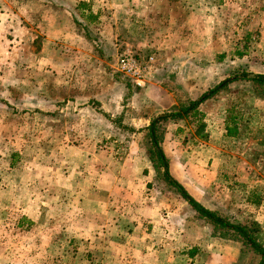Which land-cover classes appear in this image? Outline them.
Returning a JSON list of instances; mask_svg holds the SVG:
<instances>
[{
	"label": "rangeland",
	"instance_id": "1",
	"mask_svg": "<svg viewBox=\"0 0 264 264\" xmlns=\"http://www.w3.org/2000/svg\"><path fill=\"white\" fill-rule=\"evenodd\" d=\"M201 4L210 52L199 67H187L183 74L175 65L163 67L162 79L149 92L116 70L124 45L137 51L138 46L113 38L111 29L105 34L111 43L102 51L107 59L98 67L60 63L53 69L41 59L42 35L28 41L19 34L23 65L0 79V264L259 263L261 257L242 240L221 235L199 217L164 170L156 168L147 127L132 125L137 93H176L184 106L190 101L185 93H204L225 81L210 98L216 101L209 102L207 113L200 109L203 128L189 116L162 121L159 144L170 174L192 197L234 222L257 227L264 240V86L239 78L246 72L264 74L256 72L264 65L258 52L264 50V0ZM78 13L77 27L99 50V30L85 26ZM70 51L62 50L60 60L82 59V53L73 52L74 57ZM138 52L141 58L149 55ZM193 70L207 74L199 77L202 88L192 82ZM216 70L225 78L211 83L209 74ZM84 92L123 93V114L105 115L98 101L75 110L72 104L66 108L67 99L51 105L37 97ZM180 119L183 126L174 125ZM130 154L149 179L147 193H108L109 180L94 184L104 163L117 169L112 161ZM147 201L156 203L157 224L141 216L148 213L143 210Z\"/></svg>",
	"mask_w": 264,
	"mask_h": 264
},
{
	"label": "crops",
	"instance_id": "2",
	"mask_svg": "<svg viewBox=\"0 0 264 264\" xmlns=\"http://www.w3.org/2000/svg\"><path fill=\"white\" fill-rule=\"evenodd\" d=\"M77 12L85 21V26L97 27L99 30V50L94 48V43L77 27ZM204 18L201 0H0V79L11 74L12 68L23 65L22 61H19L20 58L23 59L22 48L19 46H24V39L19 37V34L26 35L27 40L31 35H42L41 59L46 60L45 65L53 69L60 63L98 67V62L102 64V61L107 59V53L102 51L111 43L110 38L105 35L108 29H111L115 33L113 38L121 36L132 43L136 42L138 51L141 50L144 56L149 53L148 56L156 58L155 65L151 68L152 73L147 78L146 91L149 92V89L162 79L163 67L175 65L179 74H183L187 72V67L196 69L201 65L204 55L210 52L204 43ZM247 28L250 30L252 27L250 25ZM11 35L15 37L12 38ZM62 50H71V55L73 52L82 53V61H78L74 55V59L66 56L69 62L60 60ZM258 52L259 56L264 58V50L260 49ZM261 67L256 72L264 73V65ZM202 75L207 74L203 70L192 73L191 81L195 82V86L199 84L202 88L204 82L199 79ZM209 77L211 83L225 78L224 74L217 70L209 74ZM211 83L207 85L210 86ZM87 84L88 81L85 86ZM190 91L185 93L190 99H197L203 94ZM37 94V97H41L40 104L45 101L57 105L67 99L66 108L72 104L75 110L79 105L89 106L91 101H98L105 108L103 113L111 114L112 117L123 114L125 107L123 93ZM63 95L65 97L62 98ZM137 96V104L132 105L136 110L132 125L138 129L148 127L156 115L176 109L180 105L176 93H137ZM212 101H216V98L202 103L200 109L207 113L206 108ZM217 114L223 115L222 112ZM184 123L185 119H180L174 125L183 126ZM130 155L122 162L113 160L112 166H117L114 170L104 163L103 168H100V178L94 184L109 180L110 187L106 188L108 193L129 189L139 196L147 193L149 189L146 182L149 179L144 178L138 158ZM155 204L154 201H147L143 210L148 213L141 214L146 218L153 217L154 220H148L151 224L156 223L159 216L158 211H155ZM136 210H140V207H136ZM137 218L140 219L139 216ZM259 239L264 242L262 234Z\"/></svg>",
	"mask_w": 264,
	"mask_h": 264
},
{
	"label": "trees",
	"instance_id": "3",
	"mask_svg": "<svg viewBox=\"0 0 264 264\" xmlns=\"http://www.w3.org/2000/svg\"><path fill=\"white\" fill-rule=\"evenodd\" d=\"M240 79H246L258 83L261 86H264V74H252L249 72L243 73ZM220 84L204 92L199 98L189 99L187 105H180L182 107L177 111L166 112L159 115L152 123L147 127V137L148 141L152 145L151 157L152 161L155 162L156 168H160L163 171V174L166 180L174 187H176L179 193L186 199V201L193 207V209L198 213L199 217L207 220L210 224L213 225L214 229L222 230L223 236L233 235L240 240H242L243 245L248 247L252 252L258 254L261 257V260L258 264H264V245L257 236V227L250 225L237 223L221 215L216 210L209 209L205 207L202 203L192 197L186 188L169 172L168 160L164 154V151L159 144V136L157 134L158 124L162 121H167L171 119H179L189 116L195 124H198L201 128L205 126L202 123L200 105L210 98L214 97L220 89Z\"/></svg>",
	"mask_w": 264,
	"mask_h": 264
},
{
	"label": "built area",
	"instance_id": "4",
	"mask_svg": "<svg viewBox=\"0 0 264 264\" xmlns=\"http://www.w3.org/2000/svg\"><path fill=\"white\" fill-rule=\"evenodd\" d=\"M154 57L141 58L130 44H125L119 53L116 70L130 77L138 86H145L152 68Z\"/></svg>",
	"mask_w": 264,
	"mask_h": 264
}]
</instances>
